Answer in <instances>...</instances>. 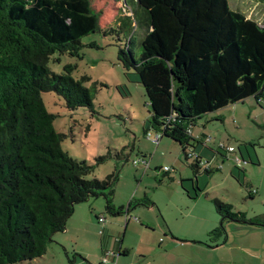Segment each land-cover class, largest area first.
<instances>
[{
	"label": "trees",
	"instance_id": "obj_1",
	"mask_svg": "<svg viewBox=\"0 0 264 264\" xmlns=\"http://www.w3.org/2000/svg\"><path fill=\"white\" fill-rule=\"evenodd\" d=\"M132 1L141 17L137 22L132 11L122 24L146 28L142 51L135 59L129 47L119 48L118 59L144 87L151 110L144 132L179 144L195 179L209 174L213 169L199 166L191 127L203 114L264 96V25L227 0ZM99 29L90 0H0V264L42 256L52 235L66 229L74 206L90 198L101 196L107 212L123 213L112 201L117 173L89 179L92 166L63 150L64 135L41 97L54 92L71 110L92 108V92L72 77L73 67L55 73L48 62L55 53L80 57V39ZM212 202L220 224L211 241L225 236V222L264 226V214L248 217L232 204Z\"/></svg>",
	"mask_w": 264,
	"mask_h": 264
},
{
	"label": "rangeland",
	"instance_id": "obj_2",
	"mask_svg": "<svg viewBox=\"0 0 264 264\" xmlns=\"http://www.w3.org/2000/svg\"><path fill=\"white\" fill-rule=\"evenodd\" d=\"M90 1L99 13L100 29L80 39V57L55 53L48 67L63 73L71 65L72 77L92 92V108L71 110L54 92H42L41 97L55 116L54 129L64 135L63 150L92 166L88 178L102 180L117 173L112 201L117 208L123 206V214L107 212L101 196L78 203L66 229L52 235L42 256L13 264H99L106 251L118 253L124 247L130 253L119 254L117 264H264V226L225 222V236L216 241L205 232L220 224L214 198L248 217L264 214V96L258 101L250 96L203 114L192 125L195 131H207L232 144L237 154L243 153L239 173L235 171L239 181L228 173L230 161L220 171L200 173L204 190L199 194L189 166L192 160L181 156L176 164L169 161L174 157L169 149L179 148L173 140L162 137V144L154 150L155 132L147 130L149 137L144 132L151 117L144 87L135 70L125 68L118 59L119 48L129 47L135 59L141 54L146 28L135 22L129 27L121 18L132 16L133 11L138 22L140 8L132 0ZM227 2L231 9L264 25V3ZM134 160L139 162L133 164ZM156 165L173 167L174 180L160 168L156 170ZM187 174L190 179L183 180L189 184L191 196L199 194L197 198L188 196L179 183ZM248 189L257 192L250 197ZM99 217L105 218L104 225L98 223ZM195 239L202 244L192 242Z\"/></svg>",
	"mask_w": 264,
	"mask_h": 264
},
{
	"label": "crops",
	"instance_id": "obj_3",
	"mask_svg": "<svg viewBox=\"0 0 264 264\" xmlns=\"http://www.w3.org/2000/svg\"><path fill=\"white\" fill-rule=\"evenodd\" d=\"M222 118H223V116H222ZM205 128L206 127H204V130H205ZM191 136L195 140L194 141V145H195L194 151H195L196 155L199 156L200 160L209 162V169H213V172L214 171H220V170H222L224 168V166H225L226 163H228V162L231 161V165L228 168V170H229L228 173L230 175H232V176H233V174H235V171H236L235 170V166H236V164L233 161V157L235 155H238L239 154L240 157L243 158L242 151H239L238 154H237L236 149H235V147L232 144L226 143L222 139H216L217 137H215V136L212 137L211 135H209V132H207V131H202V130L195 131V129H191ZM161 140H162V138H160L157 143L151 142L155 146L154 150H157V148H159V146L162 144ZM221 144L223 146H226V147L227 146H232V147H234L235 151L232 152V153H227L224 149L223 150L222 149H219V146ZM176 145H178V147H179L178 148L176 146L178 148V150L176 148H170L169 149L170 151H168V153H171V151H174V153H173L174 154V157L171 160L169 159V161L172 162V163H174V164H176V162H178L180 160V157L181 156L184 157L180 145L177 144V143H176ZM164 150H168V149H164ZM151 157H152V153H151V155H150L149 158L151 159ZM142 158H146V157L145 156H142ZM157 166L158 165H156L155 169H158V168L162 169L163 168V167H160V166L157 167ZM164 167H167V166L165 165ZM201 167L204 168L205 166L202 165ZM171 171H175V169L173 167H171L170 168V171H168V175L171 178H173V180H174V176L171 175V173H170ZM160 172L165 174V172L162 171V170H160ZM201 173H203V172H201ZM200 175L201 174H199L196 177V179H195V181H196V187H198L199 190H200L199 191V194L204 190V189H201L200 188V186H201V182L200 181L202 180V177H204V176H200ZM180 179L188 180V179H190V175L187 174V175H185L184 178L183 177H180ZM179 183L181 185V182H179ZM182 185L184 186V189L187 190V192H186L187 195L188 196L189 195L191 196L190 190H189V188H190L189 184L186 183V182H183ZM199 194H197L196 196L193 194V196H191V198L192 199L197 198L199 196ZM119 207L123 208V206H119ZM128 208H129V205H128ZM126 211L128 212L129 210H126ZM121 214H123V213H121ZM116 215H120V214H116ZM86 220H88V219H86ZM205 227L206 228H209L208 226H205ZM217 227L218 226H215L212 229H205L206 230L205 232H206L207 236L209 235V233L212 230H214ZM171 236H172L173 240H178V239H176V237L173 234ZM195 240L196 241H193L192 240V242H194V243H200V244H202L201 242H203V241H200L199 239H195ZM217 246H219L218 243L216 245H214V247H217ZM119 251L124 252L123 254L130 253L129 247H124L123 249H118V252ZM117 257H118V253H113V256H109L110 263L117 264Z\"/></svg>",
	"mask_w": 264,
	"mask_h": 264
},
{
	"label": "built area",
	"instance_id": "obj_4",
	"mask_svg": "<svg viewBox=\"0 0 264 264\" xmlns=\"http://www.w3.org/2000/svg\"><path fill=\"white\" fill-rule=\"evenodd\" d=\"M146 136L149 137V132H147ZM160 138H161L160 133H156V132H155V136H154L153 141H154L155 143H157V142L159 141ZM219 149H222V150L224 149L227 153H232V152L235 151L234 147H232V146H227V147H226V146H223L222 144L219 146ZM194 157H196L195 154H194ZM233 161H234V163H235L236 165H239L241 162H243V161H242V158H240L238 155H235V156L233 157ZM138 162H139V160H134V161H133V164H137ZM141 162L144 164V166H145V168H146L147 165H148V163L145 161V159H142ZM202 165H204L205 167L202 168V167H201ZM199 166H200L201 169H209V162L202 161V160H200V158H199ZM161 170L164 171V172H168V171H170V168H169V167H163ZM253 191H254V190H253ZM125 218H126V220H130V219H131V217H130L129 215H127V214L125 215ZM98 222L101 223V225H104L105 218H104V217H99V218H98ZM109 256H113V253H111V252H109V251H106V252L102 255V257H101L100 264H113V263H110V261H109Z\"/></svg>",
	"mask_w": 264,
	"mask_h": 264
}]
</instances>
